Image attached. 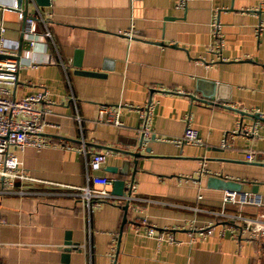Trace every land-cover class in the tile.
<instances>
[{
	"label": "crops",
	"instance_id": "obj_1",
	"mask_svg": "<svg viewBox=\"0 0 264 264\" xmlns=\"http://www.w3.org/2000/svg\"><path fill=\"white\" fill-rule=\"evenodd\" d=\"M179 1L30 0L28 8L0 0V46L21 60L9 89L16 98L45 94L49 141L12 148L32 179L16 181L26 194L0 193V264H264L255 227L214 213L259 216L264 206L225 204L228 190L210 186L223 176L241 184L235 191L264 197V163L247 159L264 151V121L238 132L236 110L264 115V0ZM26 8L37 31L46 30L44 17L52 34L33 49L22 42ZM45 53L54 61L38 63ZM150 103L154 132L144 152L155 157L134 178L135 164L128 176L110 171L122 165L119 150L140 141L139 109ZM103 105L123 124L102 121ZM188 125L201 143L172 141ZM84 147L107 154L105 166L88 172ZM93 175L126 179L127 194L141 199L103 201L91 212L75 187L94 186Z\"/></svg>",
	"mask_w": 264,
	"mask_h": 264
},
{
	"label": "built area",
	"instance_id": "obj_2",
	"mask_svg": "<svg viewBox=\"0 0 264 264\" xmlns=\"http://www.w3.org/2000/svg\"><path fill=\"white\" fill-rule=\"evenodd\" d=\"M186 0H180L179 6H184ZM17 8H19L17 6ZM21 10V9H20ZM20 17L24 19L23 10L20 11ZM44 21L46 30L44 32H38L35 26L36 20L34 17L26 18L25 26V39L29 42L30 48L33 49L38 46L41 41L48 37L52 38L51 31L49 30L46 20ZM212 29L214 35L218 38V47L222 46V34L221 24L215 19L212 23ZM258 30H261L259 27ZM54 59L51 54H43L38 63H51ZM36 65V61L32 63ZM21 69V60L19 53L16 51H9L0 46V177L3 180V185L0 189V193H21L26 194L25 190H18L15 187L16 181L32 179L26 170L24 169L23 162L12 151V148L24 149L27 145H36L38 147L48 145L49 141L44 137L45 128V113L46 108L41 107L40 103L43 102L45 94L43 92L28 95L22 98H16L12 96L9 89L10 86L16 85L18 81L19 71ZM152 103L140 108L141 121L143 125V133L146 139H149L153 135V129L151 127V118L153 115ZM118 111L115 107L103 105L100 109V119L102 121L122 125V121L119 118ZM242 128L238 129V132H242ZM168 140V139H167ZM176 143H201V137L197 129L188 125L183 137L181 139L172 140ZM86 156V165L88 172L90 169L100 170L105 166L107 154L100 151L87 150L86 147L81 149ZM260 158L264 163V151H249L247 153V159L256 160ZM92 185L85 187H75L78 189L77 195L84 199L87 203L89 210L92 212L94 207L103 201L118 202L140 200L141 198L134 197L132 191L130 194L118 196L108 190V186L114 183V179L106 175H93L89 176ZM131 189L133 186L130 185ZM152 201L151 199H143ZM224 203H235L240 205L255 204L258 206H264V197L257 193L239 192V191H227L224 196ZM211 212V211H209ZM220 217L227 218L229 220H241L245 222V227L248 229L254 228L255 237L264 238V212L259 216H247L243 214L231 213L226 210L221 212H214ZM143 225H148L147 219H142ZM211 226V225H210ZM209 227V226H208ZM204 233H212V228H203ZM154 226L148 228L149 234H154ZM162 237V235H160Z\"/></svg>",
	"mask_w": 264,
	"mask_h": 264
},
{
	"label": "water",
	"instance_id": "obj_3",
	"mask_svg": "<svg viewBox=\"0 0 264 264\" xmlns=\"http://www.w3.org/2000/svg\"><path fill=\"white\" fill-rule=\"evenodd\" d=\"M22 1L23 0H18V5L19 7L22 6ZM38 3L42 4L43 0H37ZM25 3L27 5V7L29 8V3L30 0H25ZM28 8H26V10L24 11V19H23V23L24 25V29H23V34H22V42L27 43V39H25V26L26 24V18H29V14H28ZM20 58V56H19ZM77 66L81 67V61H77L76 63ZM80 73L85 74V75H100V73L96 72V71H87V70H79ZM214 99L211 100H203L205 102H209V103H214L213 101ZM231 108V107H230ZM240 114H241V123L240 126L243 129V126L245 125V122L247 121H252L253 125L256 126L258 122L260 121H264V115H262L261 112H250V111H246V110H238L236 109ZM155 138V137H154ZM133 145L132 149H118L125 157L122 161V165L121 167H110V171L112 172H118L121 175L124 176H128L131 174V167L132 164H135V168L133 170V178L135 176V173L138 169V165H140L141 167H144V161L147 158H153L155 157L154 155L151 154L152 149L151 148H147L146 149V153L144 152V145H145V136L144 133L141 135L140 137V141L137 140L136 143L131 144ZM111 148V147H109ZM115 149V148H112ZM126 184H127V180L126 179H116L114 182V189H113V193L117 194V195H127V190H126ZM210 186H213L214 188H222V189H227L228 191H235V190H241V184L236 182V181H232V180H226L225 177L223 176H211L210 177ZM254 191H258V187L257 185L254 187ZM130 207V203H127L125 205V210L128 211ZM67 249H72V247H68ZM264 258V257H263Z\"/></svg>",
	"mask_w": 264,
	"mask_h": 264
}]
</instances>
